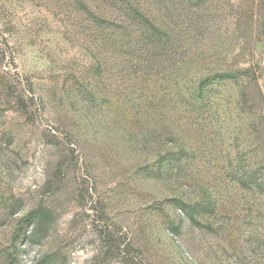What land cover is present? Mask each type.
<instances>
[{"label": "rangeland", "instance_id": "1", "mask_svg": "<svg viewBox=\"0 0 264 264\" xmlns=\"http://www.w3.org/2000/svg\"><path fill=\"white\" fill-rule=\"evenodd\" d=\"M126 2L0 0V264H264V0Z\"/></svg>", "mask_w": 264, "mask_h": 264}, {"label": "trees", "instance_id": "2", "mask_svg": "<svg viewBox=\"0 0 264 264\" xmlns=\"http://www.w3.org/2000/svg\"><path fill=\"white\" fill-rule=\"evenodd\" d=\"M76 1H77V4H81L82 2L85 5V9L88 10V13L90 14L91 20L94 23V25H97L98 27H101V28L107 27V29H110V27L115 28L114 31L109 32L108 30L105 34L102 33V35L105 36L106 38L117 37L118 31L116 30L118 27L125 29L124 30L125 39L122 36L123 33L121 31L119 32L121 37L120 36L118 37L120 38L119 40H121L120 41L121 43H123V41L126 40V35L130 37L131 33H130L129 28L131 27V25L129 24L126 25L123 22V20L126 18L130 20L131 23L136 22L139 25H141V23L144 22L145 25L147 26L146 28L144 27V29L141 31L142 33L141 38L135 41L137 46H143L141 53L146 55V59H154L155 57H157L159 53L161 54L162 52H165V50L167 49V42L163 36L164 30H162L161 28L153 24L146 16H144L143 13L139 11V9L135 5L127 3L126 0H111L112 7L114 9L118 8L116 13H114L116 16H113L112 20L106 18L105 15L103 14V10H105L106 8V5L104 4V2L109 1V0H96L97 3L99 2V4L95 6L97 7L96 10H93L92 8L95 0H92L93 2L91 1L90 4L87 2L88 0H76ZM121 2L122 3L125 2L127 5L124 6ZM120 3L122 6L119 5ZM120 10L121 12L119 13ZM119 17H121V19ZM226 75L227 74H224L222 75V77ZM205 84H206L205 80L199 83L195 91V93L198 92L197 93L198 95H196V97L203 98L204 96L203 93H205L204 92ZM176 154L177 152H174L171 156L167 157L169 162L173 163L177 161V158L175 156ZM243 182H247V181L243 180ZM194 205L195 206H192L189 210H193V207L195 210L196 205L198 206L199 203L194 204ZM205 205H206L205 207L207 208L211 207V203L209 202L205 203Z\"/></svg>", "mask_w": 264, "mask_h": 264}]
</instances>
